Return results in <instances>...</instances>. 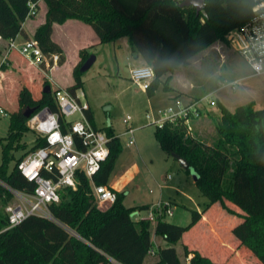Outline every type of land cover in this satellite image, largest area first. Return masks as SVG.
Instances as JSON below:
<instances>
[{"label":"trees","instance_id":"trees-1","mask_svg":"<svg viewBox=\"0 0 264 264\" xmlns=\"http://www.w3.org/2000/svg\"><path fill=\"white\" fill-rule=\"evenodd\" d=\"M39 1L46 5L45 21L31 39L43 54H58V64H63V50L51 34L54 24L67 20L88 25L98 37V44L127 38L133 52L139 53L155 73L146 90L151 96L158 83L164 91H170V76L162 80L164 75L188 66L195 55L216 41L229 43L225 35L248 21L253 6V0H204L203 15L192 6L181 7L182 0H0V40L27 39L22 25L31 5L36 13ZM158 18L169 22L171 39H179L168 53L163 50L167 36L155 26ZM86 50L80 51V61L72 71L73 84L66 88L72 95L82 85L79 68L89 57ZM213 66L205 64L197 70L199 78L186 93L193 100L211 94L218 82L224 81L223 77L212 76ZM43 85L50 83L45 79ZM44 86L38 98H32L26 87L21 88L18 110L10 116L6 137L0 138V181L12 190L29 194L33 193L34 184L19 174L16 164L29 152L44 147L45 140L35 136L29 148L21 143L22 136L30 130L23 111H37L45 106L57 110L52 92H43ZM217 108L220 116L211 115L215 138L210 144L190 132L183 120L162 122L154 131L159 148L169 157L183 159L188 165L185 171L195 172L194 183L207 199L202 211L191 212L187 226L171 224L165 218L154 223L134 219L133 209L123 204L124 192L116 193V201L108 208L98 209L91 182L79 171L75 188H61L59 202L48 205L54 220L31 215L4 230V208L13 196L0 184V264H111V260L117 264H225L215 263L184 244L177 247L183 234L214 205L238 217L231 235L259 264H264V108L255 109L252 102L233 111L219 104ZM85 114L93 125L91 112ZM104 132L109 139V153L92 182L107 186L121 148L112 128ZM15 152L20 156L8 173L7 163Z\"/></svg>","mask_w":264,"mask_h":264},{"label":"rangeland","instance_id":"rangeland-1","mask_svg":"<svg viewBox=\"0 0 264 264\" xmlns=\"http://www.w3.org/2000/svg\"><path fill=\"white\" fill-rule=\"evenodd\" d=\"M229 33L225 35L224 41H216L201 54L195 56L188 66L178 68L170 76L169 83L178 89L185 91L189 83H195L199 74L197 70L204 67L205 64L213 66L215 73L212 76H220L224 81L217 84L221 86L224 82H230L234 79L236 72L244 75L250 69L246 63L239 57L233 47ZM86 35L80 33L77 39L85 38ZM77 39L63 37V42L68 52L67 61L63 67H57L49 72L44 69V73L36 72L32 67L27 66L26 61L17 58L11 68L10 73L4 74V79L0 85V138H5L8 132L10 116L13 111L18 110L17 97L22 87L29 90L32 98H38L45 79L50 83L52 90L58 88V85L70 84L72 81V65L75 54V42ZM90 55L96 57V61L91 67L81 73L82 85L77 90V94L83 93V102L87 103L92 115V123L97 129L104 131L106 128H112L114 133L119 136V144L123 155L118 162L117 170L122 167L133 164L130 173L124 175L127 181L125 198L123 204L127 208H132L131 216L134 219H144L148 214L149 207L152 204L162 201L168 203L173 212L172 216H166L165 221L178 226H187L191 221L192 211H202L207 199L201 194L194 181V171L189 169L185 171L172 157L167 156L158 146L154 131L156 125L162 120V116L156 111L175 103V99H169L168 93L158 87L151 96L147 91L141 90L129 79V67L119 50H115L112 44L93 46L86 50ZM136 52L132 53L134 56ZM133 60V58H132ZM147 64V63H146ZM51 76L52 81L49 80ZM210 76V77H212ZM1 79V78H0ZM190 81V82H189ZM259 82L251 80L249 91H259ZM264 85V84H261ZM260 85V86H261ZM226 95L234 92L223 91ZM233 111L234 108H231ZM129 116L131 120L128 124L123 122L124 118ZM212 122L206 120L205 123L192 125L193 133L195 127L202 125L204 130L202 140L205 143L213 142L215 132ZM127 127L134 130L133 139L135 145L128 146L129 135L125 132ZM36 134L29 130L22 138L21 143H25L27 148L31 147ZM131 151V156L127 155ZM20 153L15 152L14 158L7 163V172L9 173L15 166ZM129 162V163H128ZM131 162V163H130ZM2 164L1 144H0V165ZM116 169V168H115ZM116 171V170H115ZM13 197L9 204H15ZM141 206H149L146 209H138ZM109 206H97L104 210ZM212 213L211 220L206 226H198L196 229H189L182 236L177 244L180 249L184 244L189 250L211 254L214 260H220L224 256H231L225 245L235 246L236 242L230 233L231 224L239 219L236 215L229 214L222 209L217 208ZM153 228V226H152ZM192 230V232H191ZM184 238V239H183ZM225 249L226 252L223 250ZM243 250L237 254L235 259L231 260L234 264H259L249 250ZM199 252V253H200ZM251 255V256H250ZM182 260L183 256H182ZM215 263H218L216 262ZM111 264H117L111 260Z\"/></svg>","mask_w":264,"mask_h":264},{"label":"built area","instance_id":"built-area-1","mask_svg":"<svg viewBox=\"0 0 264 264\" xmlns=\"http://www.w3.org/2000/svg\"><path fill=\"white\" fill-rule=\"evenodd\" d=\"M34 14V5H31L28 18ZM229 34L227 37H231L234 49L251 73L264 74V0H253L248 21ZM12 53L23 57L33 68L45 66L51 69L59 61L58 54H43L34 40L18 41L15 38L7 42L0 68ZM154 77L155 73L149 65L132 67L129 71L130 80L144 91L150 87ZM228 86L234 90L236 82H231ZM52 95L57 110L42 107L34 111L27 121L29 129L45 140V146L29 152L16 164L19 174L34 184L33 193L12 190L0 181L17 201L4 208L7 216L4 230L13 228L31 215L54 220L48 205L59 202L61 188H75V175L79 171L90 180L97 206H110L116 201L114 190L105 185H94L92 182L93 176L108 156L109 139L104 131L93 127L86 119L88 105L83 102V93L72 95L64 89H55ZM206 105H216L211 95L188 104L176 100L172 106L157 111L162 116L159 124L183 120L190 127L191 121L201 116L202 107ZM130 120L127 116L123 122L128 124ZM125 132L129 135L128 145H134V130L127 127ZM172 215L170 205L158 201L149 207L144 220L154 223Z\"/></svg>","mask_w":264,"mask_h":264},{"label":"crops","instance_id":"crops-1","mask_svg":"<svg viewBox=\"0 0 264 264\" xmlns=\"http://www.w3.org/2000/svg\"><path fill=\"white\" fill-rule=\"evenodd\" d=\"M45 14H46V5L43 1H39L38 2V10L36 11V13L33 16L27 18L22 25L23 31L28 37L27 39H31L35 29L44 23ZM155 26L161 32L162 35H164V33H165L167 36V40H166L167 43L166 42L163 43V47H164L163 50H164V53H168V51H170L176 44L179 43V39H177V38L174 40L171 39V36L168 34V31L170 30L169 22L166 19L158 18L155 22ZM80 33H83L84 35H86L85 38H82L80 40L77 39V35ZM63 37H69V38L77 39L75 42V48H74L75 54H74V61H73V65H72V71H73L74 67L80 61V55H79L80 51L86 50L91 46H102V45H107V44H112L115 50H119L121 52L123 59L126 61L127 65L130 66L129 71L132 67L141 66V65H148V64H146V62L144 61V59L141 57V55L139 53H135L136 57L132 56L133 50H132L127 38H120V39H117L115 41H112V42L106 43V44H98L99 43L98 37L94 34L92 29L88 25H86L85 23H83L79 20H67L63 24H54L53 28H52V34H51L52 40L54 42H56L61 47V49L63 50V53H64L63 64L59 65L57 63L56 65L52 66L51 69H49L45 66H41L40 68H33L32 67L33 70H35L36 72L44 73V69L46 68L49 70V72H51L52 70L56 69L57 67H63L65 65V63L67 61L68 52H67L66 47L64 45ZM16 39L18 41L26 40L25 38H21V37H16ZM6 46H7V42L4 40H0V62L2 61V58L4 56ZM199 54H201V52L198 53L197 55H199ZM197 55H195V56H197ZM195 56L193 58H195ZM17 58L25 60L23 57L19 56L17 53H12V54H10L9 58L7 59V62L1 66V68H0V78H1L0 79V85H1V80L4 79V74L7 72L8 73L11 72V68L15 64ZM132 58H133V60H132ZM95 61H96V57H95ZM26 63H27V61H26ZM26 65L29 66L28 63ZM177 70H179V69H176L172 73H168V74L164 75L162 77V80L166 79V77H168V76H171V75L174 76V74ZM235 72H236L237 76H234L233 80H231L228 83L227 82L222 83L221 86H218L215 90H213L211 92V94H208V95H211V99H213L215 101L216 105L215 106H208V105L203 106L201 116L198 119L191 121L190 124H192V125L201 124V123H205L206 120H209L212 122L211 124L213 125V119L211 118V115L214 118L220 116L219 109L217 108V104L222 105L223 107H225L229 111H232L231 108L235 109L238 106H241V105H244V104H247L250 102L253 103L255 109L264 108V85H261V84H264V74L254 75L251 73V71H249V72L245 73L244 75L240 74V76H239L237 71H235ZM255 79L259 82L257 89L258 90L261 89L260 92L259 91L258 92L257 91H252V92L249 91L250 88H248V86H250L251 80H255ZM49 80L52 81L51 76H50ZM231 82H236V88L234 90H232L228 86V84ZM72 84H73V78H72V81L70 84L58 85V88H56V89L66 90V88L71 86ZM168 85L170 87V91H164V90L163 91L165 93H168L169 95H173V96H170L169 99H175V100H178L184 104H188L191 101H193V99L186 94L192 88V83H189V87L185 91H182V90L178 89L177 87L172 86V83L171 84L169 83ZM54 90L51 89V92L53 93ZM225 90L228 92H234V93H230L229 95H226L223 92ZM75 94H77V91ZM87 111H90L89 106H88ZM157 111H156V113H157ZM85 117H86V114H85ZM86 119H87V117H86ZM92 126L95 127L94 124ZM201 127H202V125H199V126L197 125L195 127L193 133L195 135H197L199 138L204 139L203 135H205V133H204V130L201 129ZM118 138H119V136H118ZM207 144H210V143L207 142ZM134 145H135V143H134ZM128 146H130V145H128ZM131 146H133V145H131ZM131 153H132L131 151H127L128 156H131ZM122 155H123V151L120 152L119 157H118V159L114 165V168H113V170L110 174V177L108 179V182H107V187L114 190L116 193L123 192L126 189L127 181H125L123 178H124V175H127L130 173V169L133 166V164H129L128 166H126V164H125V166L122 167L121 170H117L118 162L121 159ZM217 208L221 209L217 205L210 207L201 216V219L193 227L192 230L196 229L198 226H206V224H209L210 221L212 220L211 219V212L213 213L215 210H218ZM214 213H217V212H214ZM135 216H138V214ZM135 216H133V218H135ZM237 223L238 222L236 220L234 223L231 224L230 231H231L232 227L234 225H236ZM192 230H191V232H192ZM153 239H154V237H153ZM154 241L158 242L157 239H154ZM235 244L236 245L233 247H231V245H225V247L228 248L226 250H228L229 254L231 253L230 254L231 256H224V258H219L220 260H217V261L213 259L211 254L202 253L200 251L199 252L201 255L207 256L208 258H210L214 262L216 261L218 263L234 264V262L231 260L232 259L234 260L235 257H237V254H239V252H241L243 250L242 249L243 247L239 246L237 242ZM223 250L226 252L225 249H223ZM249 254H251V253H249ZM190 256L191 255H189V257ZM254 260H255V258H254Z\"/></svg>","mask_w":264,"mask_h":264},{"label":"water","instance_id":"water-1","mask_svg":"<svg viewBox=\"0 0 264 264\" xmlns=\"http://www.w3.org/2000/svg\"><path fill=\"white\" fill-rule=\"evenodd\" d=\"M181 7H188V6H192L195 8L196 13L201 12L203 15H205L204 11H203V6H204V0H182V2L180 3ZM134 56L136 57V54H134ZM95 62V56L94 55H90L85 61L84 63L81 65V67L79 68V71L81 73L87 71L91 65ZM51 91L50 86L49 85H45L43 92L45 93H49ZM34 112V108H27L23 111V116L25 118H29L31 116V114ZM172 158L175 159L176 161H178L179 165L183 168V169H187L188 165L187 163L181 159L180 157L176 156V155H172ZM194 178L196 179V174L194 173Z\"/></svg>","mask_w":264,"mask_h":264}]
</instances>
